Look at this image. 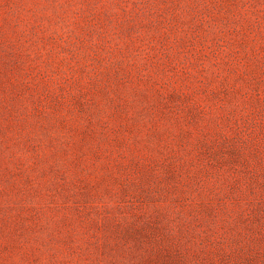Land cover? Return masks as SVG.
Masks as SVG:
<instances>
[{
	"label": "rangeland",
	"instance_id": "rangeland-1",
	"mask_svg": "<svg viewBox=\"0 0 264 264\" xmlns=\"http://www.w3.org/2000/svg\"><path fill=\"white\" fill-rule=\"evenodd\" d=\"M0 264H264V0H0Z\"/></svg>",
	"mask_w": 264,
	"mask_h": 264
}]
</instances>
